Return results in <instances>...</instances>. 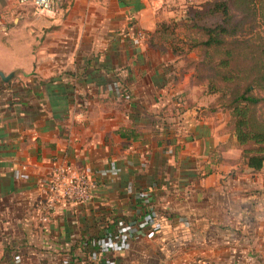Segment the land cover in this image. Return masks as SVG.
Listing matches in <instances>:
<instances>
[{
	"label": "crops",
	"instance_id": "1",
	"mask_svg": "<svg viewBox=\"0 0 264 264\" xmlns=\"http://www.w3.org/2000/svg\"><path fill=\"white\" fill-rule=\"evenodd\" d=\"M55 2V15L38 16L0 0V52L26 54L0 57L4 73L21 70L0 79V264H264V169L242 164L230 111L196 82V52L153 37L200 6ZM131 25L144 41L124 35ZM53 161L97 188L41 229L31 206ZM148 211L126 245L88 259L84 242Z\"/></svg>",
	"mask_w": 264,
	"mask_h": 264
},
{
	"label": "trees",
	"instance_id": "2",
	"mask_svg": "<svg viewBox=\"0 0 264 264\" xmlns=\"http://www.w3.org/2000/svg\"><path fill=\"white\" fill-rule=\"evenodd\" d=\"M247 20L264 26V0H206L200 8H189L180 20L159 22L153 37L173 39L177 28L186 32L188 38L181 45L187 52L197 51L191 61L196 82L217 93L216 103L230 111L228 126L239 158L258 172L264 169V121L257 114L264 99V36L239 38L238 29ZM197 32L201 38L191 36ZM183 47L178 48L184 51Z\"/></svg>",
	"mask_w": 264,
	"mask_h": 264
},
{
	"label": "built area",
	"instance_id": "3",
	"mask_svg": "<svg viewBox=\"0 0 264 264\" xmlns=\"http://www.w3.org/2000/svg\"><path fill=\"white\" fill-rule=\"evenodd\" d=\"M163 5L171 4L178 0H159ZM186 6H201L206 0H181ZM20 4H30L34 13L38 16H53L57 12L55 0H18ZM124 35L134 42H142L146 34L140 28L131 25ZM126 100L129 95H124ZM96 181L85 171L74 169L69 164H59L53 161L41 188V195L37 197L31 206V212L35 217L36 223L41 229L48 223L49 218L58 208H67L69 206L83 205L92 201L96 191ZM140 200H146V197L140 195ZM153 211H148L142 215L141 220L137 221L135 227H129L125 224L117 226L115 235H100L82 244L91 251L89 260H97L98 255L103 252H113L114 250L126 245V241L132 236V231L140 230L147 225ZM104 264H114L112 260H106ZM192 264H227L224 262H214L209 260H195Z\"/></svg>",
	"mask_w": 264,
	"mask_h": 264
},
{
	"label": "rangeland",
	"instance_id": "4",
	"mask_svg": "<svg viewBox=\"0 0 264 264\" xmlns=\"http://www.w3.org/2000/svg\"><path fill=\"white\" fill-rule=\"evenodd\" d=\"M190 9H192V7ZM179 32H180L179 35H177L176 37H173V40L174 41L176 40L178 42V44L181 45V43L184 41V38H188V35H186V32H184L182 30H180ZM180 35H182L183 37L180 38L179 37ZM237 35L239 38H245V37H252V38L255 37L256 38V36H258V35L264 36V26L261 23L253 22L251 20H247L238 29ZM191 36H194L195 38H201V34L199 32L191 33ZM170 38H171V36H170ZM195 52L197 55V51H195ZM0 55H1L0 57L3 60H8L11 56H13L16 59H20L22 61L26 60V54L20 53V52H15V54H13V53H8L6 51H2V52H0ZM256 92H258L259 94H263L262 91H260V90H257ZM257 111H258L257 114L259 115V117L264 121V99L261 102V104L257 105Z\"/></svg>",
	"mask_w": 264,
	"mask_h": 264
},
{
	"label": "water",
	"instance_id": "5",
	"mask_svg": "<svg viewBox=\"0 0 264 264\" xmlns=\"http://www.w3.org/2000/svg\"><path fill=\"white\" fill-rule=\"evenodd\" d=\"M20 72H21L20 69H14L11 72H9L8 74H6L2 70H0V79L3 82H9L10 80L16 78L18 73H20Z\"/></svg>",
	"mask_w": 264,
	"mask_h": 264
}]
</instances>
